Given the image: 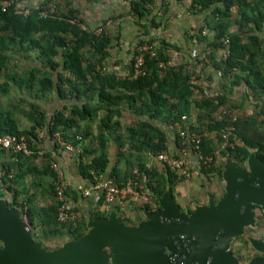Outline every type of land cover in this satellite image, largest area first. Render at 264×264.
I'll use <instances>...</instances> for the list:
<instances>
[{
    "label": "trees",
    "instance_id": "16d2710c",
    "mask_svg": "<svg viewBox=\"0 0 264 264\" xmlns=\"http://www.w3.org/2000/svg\"><path fill=\"white\" fill-rule=\"evenodd\" d=\"M153 1L132 2L131 15L138 19V25L144 30V37L132 51L133 56L127 66L132 77H121L117 73L103 70L104 61L110 58V51L114 49L112 36L84 31L69 23L74 18L70 15L40 18L39 11L46 3L36 7L28 17L15 14L13 7L4 12L0 5V78L5 76L6 80L0 84L1 94L8 95L11 82L18 85V76L14 74L15 67H18V62H14L15 52L17 55L23 53L28 63L32 60L28 59L30 53H38L35 58L37 61L32 62L36 64L32 65L31 71L21 76L22 85L33 96L28 102L24 98L20 99V106L10 101L7 108L0 109V137H25L37 151L35 144L42 143L39 138L41 132H45L53 141L55 134H59L63 140L80 150L79 174L84 180L92 182L94 176L91 172L99 176L110 168L108 146L114 141L119 149L118 159L109 175L121 185L129 179L144 183L143 194L150 201L140 208L141 213L145 210L156 211L159 200L165 193L175 197L176 186L181 182L178 175L166 165L164 173L155 168L147 172L146 158L150 152H168L170 140L162 126L173 128L176 145L181 148L180 132L187 126L183 117H188L192 100L197 99L196 106L200 115L197 118L198 127L187 122L190 125L189 131L192 130L201 137L203 155L214 159L209 167L204 164L200 166L204 187L206 182L212 184L216 179L223 181L222 174L228 158L244 165L255 154L264 161V120L259 114L260 104L253 103L251 97H264V40L261 38L264 32V0L191 1L193 12L208 13L205 26L214 33L213 40L208 42L209 47L215 52H228L227 57L211 61L210 67L221 72L230 94H216L213 99L205 97V88L190 83L193 75L185 66L176 67L171 64L172 55L178 47L165 37L151 35L149 24L142 23L150 19L151 13L147 6ZM234 11H237L238 19H234ZM149 22L153 29H158L159 24L154 20L150 19ZM234 26L238 33L231 31ZM197 35H202V28ZM226 38H229V43L225 45L223 40ZM144 44L151 45L156 56L152 57L144 52L142 73L134 78L132 74L136 48ZM243 83L249 91L244 90L241 100L236 101L231 95ZM54 93L62 101L73 99L77 103L66 104L49 114L43 103ZM26 105L27 111L23 108ZM125 109L131 111L137 120L127 128L124 139L119 133V119ZM18 112L29 122L28 128H22ZM229 112L236 114L237 119L232 120L227 114ZM94 120L98 121V133L95 137L97 147L91 150L87 141L92 137V131L83 124ZM229 125L234 127L230 138L233 147L222 149V132ZM216 151L218 154L214 155ZM6 152L7 150H0V161ZM32 156L12 154L11 161L2 166L6 174L0 181L7 194L12 195L8 199L10 207L20 209L22 218L31 225L34 239L44 248L54 250L68 240L82 237L88 231L89 215L79 213L75 207L76 221L60 223V203L53 184L52 202L43 210L33 205L30 198L32 196L22 201L19 199L20 191L16 185L24 179L25 175L21 174L23 165ZM174 156L180 157L178 154ZM121 162L124 163L123 172L119 170ZM135 168H139L141 172L146 171V178H137L133 173ZM42 174L51 175L54 182L55 173L51 168V161ZM74 192L78 194L77 191ZM5 195L0 192V198ZM102 202L101 196L96 208L90 213L93 218L105 217L116 211L127 225H134L142 220L139 217L134 221L119 207L102 212ZM187 212L192 213L193 210ZM252 233H257V230L246 229L244 235L233 243L240 240L248 244L245 238Z\"/></svg>",
    "mask_w": 264,
    "mask_h": 264
},
{
    "label": "crops",
    "instance_id": "0c3cea01",
    "mask_svg": "<svg viewBox=\"0 0 264 264\" xmlns=\"http://www.w3.org/2000/svg\"><path fill=\"white\" fill-rule=\"evenodd\" d=\"M133 1L135 0H20L17 7L36 8L41 6L43 3H46V5L54 4L56 7L55 15H70L74 17L71 19H77L91 29H96L101 26L105 27L108 30L109 35L113 38L114 49L110 51V58L104 61L103 70L114 72L121 77H125L129 72L127 66L132 59V51L135 49L138 42L144 37V30H142V27L138 25V19L133 18L131 15ZM191 1L192 0H154L153 3L147 6V9L151 13L149 18L154 20L156 24H159L158 29H153V27H151L149 22L150 19L144 20L142 23L149 24L151 35L158 34L161 37H165L168 41L173 43L176 48L178 47V50L174 52L171 58V64L173 66H185L189 73H192L194 77L200 79L203 83V88L205 87V89L213 92L215 95L224 93L229 95L230 90L228 86H226L227 81L222 79L221 72L210 67L212 63L211 61L219 60V57L224 58V53L219 51L215 52V50L208 45V42L212 41L214 37L213 31H211L210 28L207 29L205 26L208 13L193 12L191 10ZM234 12V19H238L237 11ZM201 28L202 35L199 36L197 33ZM231 31L233 33H238L236 26H234ZM261 38L264 40V32L262 33ZM33 54L34 53H30V58H28L32 59L29 64L31 69L33 68L32 65L36 64L32 62L37 61L35 58L33 59ZM37 54L38 53H35L36 56ZM14 56H16L14 62H18V67H15L14 69V74L18 76V85L11 82L8 95L0 93L1 110L7 108L9 104L7 102L9 97L15 98L17 95V99L15 98L14 102L20 106V99L24 98L28 102V100H30L33 96L30 94V90H28L26 86L22 85L21 76H25V74L31 71H20V65L22 62H26L27 60H25L23 53H18L17 55L15 52ZM4 79L5 76L0 78V84L6 81ZM246 89L249 91V89L246 88V84L243 83L235 89L231 98L236 101H240L241 96ZM196 101L197 99L191 101L190 112L187 119L190 123L193 122L197 124V118L200 115V110L196 106ZM36 102L38 103L39 101L37 100ZM75 102L76 101L73 99H69V101H62L60 100L59 95L54 93L44 101L43 105L47 108L49 114H52L55 110L59 108L61 109L64 105H73ZM27 106L28 105H26V108L23 107L25 111H27ZM122 114L123 116L119 119L121 122L119 133L125 139L127 128L131 126V123L134 120L136 121L137 119L128 109H125ZM18 115H20L19 112ZM20 123L22 128L29 127V122L21 115ZM83 125L89 126L92 131V137L89 138V141H87V145L89 144V148L91 150H95L97 147L95 137L98 133V121H90L89 123H84ZM185 125H187L185 126V128H187V121H185ZM162 128L166 130L170 140L168 153L173 156L178 154L188 163L192 170V178L190 180H181V182H179L176 186L175 199L181 206L182 210L187 212L189 210H194L196 206L206 205L208 203V190L215 193L217 197L220 198L223 190L221 187L218 190L217 184L214 185V182L212 184H207L206 182V187L203 186V179L200 174V161L195 153L192 150H188L184 153L181 148L177 147L172 127L162 126ZM39 138L42 140V143L35 144V147H37L35 149H37V151L42 150L43 153H35L32 158L23 165V171L21 174L25 175L24 179L19 182V185H16V188L20 191L19 199L22 201L24 198L32 196L30 198L32 199L33 205L40 210L49 206L52 202L51 186L53 184V180L51 175L43 176L42 173L46 171L50 161L51 163L58 162L69 184L67 190L68 200L71 204L78 208L79 213L89 215L92 210L96 208L99 195L93 191L91 196L85 197L80 193L75 194L74 192L76 191V186L80 184L85 185L88 188H91L92 186V181L89 179L84 180L79 174V150L76 148L78 151L74 153L67 152L66 150L60 148V146L54 142L53 139H49L47 135H43V132L39 134ZM118 150L119 149L114 141L110 142L108 152L111 163L110 168L105 172L106 174H110V171L113 170V166H115L118 159ZM11 156L12 154L9 151L2 156L0 168H3L2 166L4 163L11 161ZM146 159L147 164H151L157 171L161 173L165 172L166 166L162 162L150 159L149 157ZM119 170L121 172L125 171L123 162L119 164ZM0 192H4L6 194L4 199H11L12 195L7 194L5 186L2 185L1 181ZM147 202H149L148 198L145 194H143L140 199L131 201L127 205L125 213L134 221H137L140 217L142 219L140 222H142L144 220V211L141 213L140 208ZM140 222H137V224Z\"/></svg>",
    "mask_w": 264,
    "mask_h": 264
},
{
    "label": "water",
    "instance_id": "95a60500",
    "mask_svg": "<svg viewBox=\"0 0 264 264\" xmlns=\"http://www.w3.org/2000/svg\"><path fill=\"white\" fill-rule=\"evenodd\" d=\"M251 97L264 120V97ZM222 176L221 198L208 190V203L192 213L165 193L138 224H125L116 211L89 214L88 231L54 250L36 241L20 209L0 198V264H264V239L247 237L257 252L247 263L232 252L233 241L256 227L257 209L264 217V161L255 154L244 165L228 158Z\"/></svg>",
    "mask_w": 264,
    "mask_h": 264
},
{
    "label": "built area",
    "instance_id": "2783aa9c",
    "mask_svg": "<svg viewBox=\"0 0 264 264\" xmlns=\"http://www.w3.org/2000/svg\"><path fill=\"white\" fill-rule=\"evenodd\" d=\"M20 0H3L0 1V5L2 10L5 12L12 7L15 9V13L19 14L23 17H28L30 14L33 13V10L35 8L33 7H17V4ZM56 13V7L54 4H47L44 8H42L39 11V17L40 18H47L50 16H55ZM69 23L72 25H76L80 27L82 30L87 32H92L97 35L106 34L109 35L108 30L101 26L96 29H91L88 26L84 25L82 22H80L77 19H70ZM224 44L229 43V38H226L223 40ZM136 57H135V63L133 65V77L136 78L142 73V67L144 66V52H147L151 54V56H156V52L152 48L151 45L144 44L141 46H138L136 48ZM228 56V52L224 53V58ZM163 66V64H161ZM126 76L132 77L130 74V71ZM190 83L193 85L201 86L203 87V83L200 81V79L196 77H191ZM205 88V87H204ZM205 97L209 99H213L216 95L213 92H210L209 90L205 89L204 91ZM230 115L231 119L236 120L237 116L235 114H231L230 112L227 113ZM184 121L189 120L187 117H183ZM194 127L197 126L196 123L191 122ZM190 125L183 130L180 134V142H181V150L185 153L188 150H192L195 155L198 157L201 164H204L206 166H210L211 163L214 161L212 156H204L202 151V140L201 137L193 132L192 130L189 131ZM234 131V127L232 125H229L223 132H222V149H225L227 147H233V144L230 141L231 135ZM43 135H46L45 132H43ZM80 140L81 138L78 137ZM54 142H56L60 148L66 150L67 152L74 153L78 150L76 148L67 143L65 140H63L59 134H56L54 136ZM7 150L12 154H23L24 156L31 157L35 153H43L42 150L35 151L33 147H31L25 137H17V136H3L0 137V150ZM80 153V150L78 151ZM218 151L214 153V155H217ZM148 157L153 160H157L158 162H162L164 165L169 167L173 172H175L179 180H190L192 178V170L189 167L188 163L182 159L181 157L177 158L173 155H171L168 152H161L158 154L150 152L148 154ZM51 168L53 169L55 173V179L53 182L54 191L56 193L57 199L60 203L58 207V221L60 223H74L77 219V212L75 211V206L70 203V201L67 198V190L69 187V184L65 178L64 172L61 169V166L58 162H52ZM153 169V166L151 164H146V171H151ZM146 171L141 172L139 168H135L133 173L137 178H146ZM6 172L0 168V178L4 176ZM91 174L93 177V182L91 188H88L85 185H78L76 186V191L80 194H82L85 197H89L92 195V192L95 191L99 198L102 196L103 202L101 206L102 212H108L113 207H119L123 210L127 207V205L131 201H136L140 199L143 195L144 191V183L140 182L135 179H129L124 184H119L117 180L113 177H111L109 174H101V175H95L93 172ZM148 201H150L148 199Z\"/></svg>",
    "mask_w": 264,
    "mask_h": 264
},
{
    "label": "rangeland",
    "instance_id": "374dc122",
    "mask_svg": "<svg viewBox=\"0 0 264 264\" xmlns=\"http://www.w3.org/2000/svg\"><path fill=\"white\" fill-rule=\"evenodd\" d=\"M34 58H36L35 53L33 54V59ZM29 64L30 63H28L27 61L26 62H22L21 65L19 64L20 67H21L20 71L21 72H27V71L31 70V67L29 66ZM16 97H17V95H16ZM15 98L9 97L7 102H10V101L14 102ZM213 184L214 185L217 184V187H218L217 189L218 190H219L220 187L222 188V190H223L222 191V195H223L224 185H225L224 181L216 179ZM256 217H257L258 221H257L256 227H254L253 229H257V233H252V235L246 236V238H245L246 241H247V237H256V238H261V239H263V237H264L263 236V233H264V218H263V215H262L260 209H257ZM28 225L31 228V225L29 223H28ZM247 243L248 244H244L243 241L239 240V241H236L235 243H233V245H232V250H233V252H235L237 254V256L242 258L245 255V257L242 258V261H244L245 263H247L250 259H252L253 257H255L257 255V252L251 248V246H250L248 241H247ZM48 245L51 246V244H49V243H48ZM239 248H241V249H239ZM243 248H245V249L243 250Z\"/></svg>",
    "mask_w": 264,
    "mask_h": 264
},
{
    "label": "flooded vegetation",
    "instance_id": "af4514ba",
    "mask_svg": "<svg viewBox=\"0 0 264 264\" xmlns=\"http://www.w3.org/2000/svg\"><path fill=\"white\" fill-rule=\"evenodd\" d=\"M264 218V217H263ZM255 230H257V229H255ZM235 253V252H234ZM236 254V253H235ZM237 255V254H236ZM241 260H242V258H240Z\"/></svg>",
    "mask_w": 264,
    "mask_h": 264
}]
</instances>
